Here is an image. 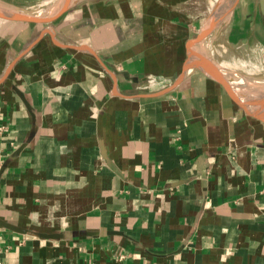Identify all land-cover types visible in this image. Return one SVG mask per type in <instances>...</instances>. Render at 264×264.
I'll return each mask as SVG.
<instances>
[{
  "label": "crops",
  "instance_id": "0c3cea01",
  "mask_svg": "<svg viewBox=\"0 0 264 264\" xmlns=\"http://www.w3.org/2000/svg\"><path fill=\"white\" fill-rule=\"evenodd\" d=\"M210 9L81 0L0 45L2 264H264V121L178 77L191 52L231 86L263 78L264 0L205 39L230 28L239 64L191 42Z\"/></svg>",
  "mask_w": 264,
  "mask_h": 264
},
{
  "label": "water",
  "instance_id": "95a60500",
  "mask_svg": "<svg viewBox=\"0 0 264 264\" xmlns=\"http://www.w3.org/2000/svg\"><path fill=\"white\" fill-rule=\"evenodd\" d=\"M80 1L81 0H55L53 4L49 5L48 9H43V7L40 8L43 10H40L39 12L19 9L0 1V18L8 21L26 22L40 25L39 32L25 46V49H30L38 43L42 36L43 28H48L47 24H50L59 18ZM222 1L223 3H221ZM222 1L220 0L216 2V4L211 7L209 14L206 16L198 28L195 36L191 40V42L201 41V45L206 48V51L207 47L205 45V39L211 34V32H214L220 27V25L229 20L239 2V0ZM50 36L52 44L57 45L62 43V41L52 31ZM83 45L89 53L93 52L87 43L83 42ZM208 55L210 56L209 53ZM210 57L214 60L212 56ZM215 62L219 64L217 61ZM194 70L201 72L209 79L220 84L225 89L227 95L237 103L240 113L264 121V77L253 78L255 80L249 81V83L243 88L231 86L227 83V77L225 74L222 75L209 66V64H207L204 60L198 58L197 55L188 52V56L182 63V70L178 77L182 78ZM144 82L148 87L155 90L154 88H156V86L152 79L149 77L144 78Z\"/></svg>",
  "mask_w": 264,
  "mask_h": 264
},
{
  "label": "rangeland",
  "instance_id": "374dc122",
  "mask_svg": "<svg viewBox=\"0 0 264 264\" xmlns=\"http://www.w3.org/2000/svg\"><path fill=\"white\" fill-rule=\"evenodd\" d=\"M4 3L10 4L12 6H15L19 9L28 10V11H34L38 8H43L45 5H50L55 2V0H0ZM204 2V4L208 3L212 7L214 4H216V0H201ZM215 1V2H214ZM39 25L33 24V23H26V22H16V21H8L0 18V45L4 44L7 41H11L14 39H18L22 37L26 32L31 31L34 33ZM230 29V28H229ZM222 30L219 33L221 36H217L215 38V44L210 43L208 41L207 48L209 50L216 49L223 53V57L230 62L231 64L233 62H236V64H239L238 57H234L232 55V48L233 43H237L236 37L233 35V31ZM258 68H260L261 64H255ZM255 67L254 69H256ZM260 74V72H258Z\"/></svg>",
  "mask_w": 264,
  "mask_h": 264
},
{
  "label": "built area",
  "instance_id": "2783aa9c",
  "mask_svg": "<svg viewBox=\"0 0 264 264\" xmlns=\"http://www.w3.org/2000/svg\"><path fill=\"white\" fill-rule=\"evenodd\" d=\"M2 243H3V238H2V236L0 234V264H2V253L4 251V247H3Z\"/></svg>",
  "mask_w": 264,
  "mask_h": 264
},
{
  "label": "bare ground",
  "instance_id": "6f19581e",
  "mask_svg": "<svg viewBox=\"0 0 264 264\" xmlns=\"http://www.w3.org/2000/svg\"><path fill=\"white\" fill-rule=\"evenodd\" d=\"M218 1H220V0H216V2H218ZM222 1V0H221ZM215 2V1H214ZM215 2V3H216ZM221 3H223V1L221 2ZM49 8V5H45V7L43 8V9H48ZM43 9H40V8H38V9H36V10H34L35 12H39L40 10H43ZM251 79H252V81L253 80H255V79H253L252 77H250Z\"/></svg>",
  "mask_w": 264,
  "mask_h": 264
}]
</instances>
